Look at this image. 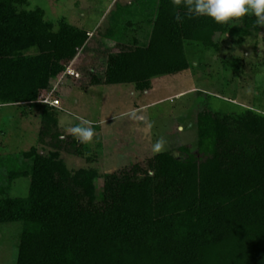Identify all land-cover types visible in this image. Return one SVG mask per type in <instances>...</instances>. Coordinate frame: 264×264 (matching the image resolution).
<instances>
[{
    "label": "trees",
    "instance_id": "16d2710c",
    "mask_svg": "<svg viewBox=\"0 0 264 264\" xmlns=\"http://www.w3.org/2000/svg\"><path fill=\"white\" fill-rule=\"evenodd\" d=\"M26 4L0 0L3 105L40 103L89 43L85 30ZM148 9L147 42L109 41L108 28L101 38L113 50L98 70L67 75L75 86L148 90L154 77L191 67L187 45L217 49L228 29L186 15L183 0H153ZM42 105L41 122L57 125L56 107ZM234 123L200 113L196 153L182 148V159L161 153L147 168L106 174L99 193L94 168L69 169L58 150L23 152L0 186V224H22L15 264H264V115L245 110ZM19 177L30 178L27 197H8Z\"/></svg>",
    "mask_w": 264,
    "mask_h": 264
},
{
    "label": "rangeland",
    "instance_id": "374dc122",
    "mask_svg": "<svg viewBox=\"0 0 264 264\" xmlns=\"http://www.w3.org/2000/svg\"><path fill=\"white\" fill-rule=\"evenodd\" d=\"M101 1L27 0L23 8H40L47 21L57 24L62 20L88 32L89 43L71 66L76 73L88 74L101 68L107 53L113 50L109 41L121 42L133 32V28H123L132 18L119 10L107 19L108 11L101 8ZM148 1L153 4V0ZM107 27L111 31L109 41L101 38ZM136 32L139 42H147L146 27ZM218 39L217 49L187 45L191 67L154 77L146 92L127 84L75 86L69 77L61 78V73L52 95L62 101L54 107L58 111L57 125L41 122V103L0 106V186L6 185L9 170L21 165L22 153L35 148L44 155L58 150L69 169L94 168L99 193L106 174L131 169L135 164L147 168L149 160L161 153L182 159V148L196 153L197 120L202 112H213L233 130L234 120L245 110L264 115V25L257 24L251 15L234 18ZM82 119L94 122L95 136L90 143L78 141L77 148L84 152L79 155L66 128ZM61 135L66 138L61 139ZM157 141H163L164 147L154 152ZM29 185V177L16 178L5 194L25 198ZM21 227L19 222L0 224V264L16 263Z\"/></svg>",
    "mask_w": 264,
    "mask_h": 264
},
{
    "label": "clouds",
    "instance_id": "9594fccd",
    "mask_svg": "<svg viewBox=\"0 0 264 264\" xmlns=\"http://www.w3.org/2000/svg\"><path fill=\"white\" fill-rule=\"evenodd\" d=\"M175 4H180L181 0H174ZM186 8V15L207 16L215 23L224 24L234 18H241L251 15L256 18L259 25H264V0H183ZM177 22H182L184 17L176 15ZM93 121L82 119L81 123L73 124L66 128V131L80 143H90L95 136ZM61 139L66 137L61 135ZM163 141H157L154 152L163 150Z\"/></svg>",
    "mask_w": 264,
    "mask_h": 264
},
{
    "label": "crops",
    "instance_id": "0c3cea01",
    "mask_svg": "<svg viewBox=\"0 0 264 264\" xmlns=\"http://www.w3.org/2000/svg\"><path fill=\"white\" fill-rule=\"evenodd\" d=\"M102 0L101 1V8L103 7H106L105 10L108 11L107 12V19L108 16H109V13L112 9H114L116 11L117 10H121V13L123 15L126 14L128 15L130 18H132L133 20H127L128 23L126 24V27H123L124 29L125 28H133L132 29V34H130V36L127 35V39L125 37V39L121 42H124V43H127V42H132V41H137L138 43L142 44L141 42H139V35L138 33L136 32L137 30H139L140 28L142 27H146L147 29V33H149V24H148V17H149V14L152 13L148 8L150 5L149 1L148 0ZM107 2V3H106ZM104 3H106L104 5ZM103 4V5H102ZM113 4V7H111L110 5ZM102 10V9H101ZM136 18V20L133 18ZM102 17V16H101ZM71 25V24H70ZM77 27V26H75ZM77 28H80V29H83L85 30L84 28L82 27H77ZM109 27H107L105 29V31L108 29ZM123 29V30H124ZM146 33V34H147ZM91 35V34H90ZM126 36V35H125ZM146 43V42H145ZM144 43V44H145ZM186 49V48H185ZM186 52V51H185ZM69 76V75H68ZM67 77V75H62L61 78H65ZM71 80V79H70ZM72 84V80L70 81ZM74 85V84H73ZM97 86H106V85H97ZM110 86H113V85H110ZM133 87V85H131ZM74 87V86H73ZM55 89H57V86L54 87ZM79 88V87H78ZM67 90V89H66ZM149 90V89H148ZM148 90H145V91H141V92H146ZM137 91V90H136ZM66 92H69V89L66 91ZM55 98H57L60 102L61 101V98L59 96H55ZM6 106H24V105H27V104H23V105H11V104H5ZM0 106H4L3 104H0Z\"/></svg>",
    "mask_w": 264,
    "mask_h": 264
},
{
    "label": "built area",
    "instance_id": "2783aa9c",
    "mask_svg": "<svg viewBox=\"0 0 264 264\" xmlns=\"http://www.w3.org/2000/svg\"><path fill=\"white\" fill-rule=\"evenodd\" d=\"M63 75H69V76H74L75 72L71 67L66 68V70L63 72ZM55 91V88L52 89L50 93L46 95L44 99L40 101V103L49 105L52 107H59L60 106V101L57 98H52L53 92Z\"/></svg>",
    "mask_w": 264,
    "mask_h": 264
}]
</instances>
